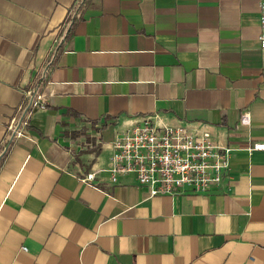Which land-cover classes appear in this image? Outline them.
Returning a JSON list of instances; mask_svg holds the SVG:
<instances>
[{
	"label": "crops",
	"instance_id": "1",
	"mask_svg": "<svg viewBox=\"0 0 264 264\" xmlns=\"http://www.w3.org/2000/svg\"><path fill=\"white\" fill-rule=\"evenodd\" d=\"M260 2L0 0V146L27 131L0 157V264H264ZM154 114L232 148L217 186L111 179L110 142Z\"/></svg>",
	"mask_w": 264,
	"mask_h": 264
},
{
	"label": "built area",
	"instance_id": "2",
	"mask_svg": "<svg viewBox=\"0 0 264 264\" xmlns=\"http://www.w3.org/2000/svg\"><path fill=\"white\" fill-rule=\"evenodd\" d=\"M260 8L264 12V0ZM260 21L264 24V13ZM259 39L264 49V33ZM25 94L39 108L46 106L47 98L38 85ZM155 116L143 117L112 139L107 168L111 179L115 181L121 173L132 174L149 196L174 195L184 190L208 192L217 186L229 168L232 148L215 144L208 131L193 133L181 125H159ZM240 123H249L247 112L241 114ZM26 133V121L11 118L1 140L0 157L11 141ZM250 149H264V143H254ZM92 178L93 173H87L83 180Z\"/></svg>",
	"mask_w": 264,
	"mask_h": 264
}]
</instances>
